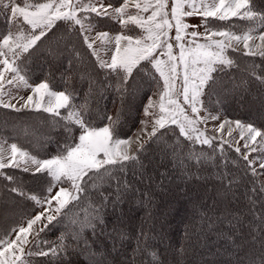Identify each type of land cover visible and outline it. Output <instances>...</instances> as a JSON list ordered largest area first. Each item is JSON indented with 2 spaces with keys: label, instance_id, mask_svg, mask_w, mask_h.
<instances>
[{
  "label": "snow or ice",
  "instance_id": "obj_1",
  "mask_svg": "<svg viewBox=\"0 0 264 264\" xmlns=\"http://www.w3.org/2000/svg\"><path fill=\"white\" fill-rule=\"evenodd\" d=\"M0 12L5 17L0 29V108L48 114L42 125L62 130L63 137V143L56 142L54 154L40 158L0 136V177L14 185L10 188L12 193L36 205L31 214H22L14 226L0 232V264H73V245L78 246L83 230L91 228L95 234L96 222H104L103 210L121 204L123 192L129 187L125 177L129 172L133 176L143 174L141 156L150 150L171 158L177 167L188 171L189 162L203 165L214 160L212 155L197 153L195 145L214 148V142L220 140L216 147L221 155L224 144H228L246 162L253 176L257 174V162L264 170V115L259 118V126L239 119L219 123L214 129L217 133L223 134L226 126L229 138L238 132L239 138H233L232 143L223 135H209L200 127L220 120L219 114L209 111L205 97H243L250 92L249 80L237 83L234 78H225L226 70L237 67L229 50L260 57L264 64V0H0ZM193 17L199 18L200 23L186 22V18ZM104 18L117 23L119 30L114 34L99 30ZM233 19L245 22L244 26L237 30L235 24L213 23ZM73 34L94 58L91 69L76 48ZM41 51L52 63L68 58L59 79L53 73L36 76L31 62ZM245 71L264 88V67L253 63ZM100 73L105 77L102 84L96 79ZM77 78L87 84L83 93L75 84ZM138 78L156 90L146 97L140 127L131 136L121 138L122 112L94 111L93 94L101 87L112 89L123 109L125 98L140 90ZM77 96L80 103L76 102ZM171 126L179 130L178 134L173 132L175 139L167 135ZM13 128L31 136L36 143L51 139L43 127L23 121ZM181 137L192 147H182ZM253 153L257 155L252 157ZM5 169L31 173L34 178L43 179L46 187L41 195L25 191L23 180ZM217 178L224 183L225 197L239 182L223 171L217 173ZM97 181L110 185L114 181L115 192H100L98 206L80 219L74 209L89 194V187H98ZM245 196L259 220V227H254L250 236L258 251L245 253L244 258L237 255L236 264H264V185L259 189L253 186ZM15 211V203L0 205V213ZM65 220L67 235L61 233L54 242L41 237L54 226L53 222L62 224ZM109 236L115 249L117 243L124 246L128 234L114 229ZM135 239L130 259L110 260L111 252H107L101 253L95 264H143L139 253L150 255L149 264H162L157 253L148 252L143 228Z\"/></svg>",
  "mask_w": 264,
  "mask_h": 264
},
{
  "label": "trees",
  "instance_id": "obj_2",
  "mask_svg": "<svg viewBox=\"0 0 264 264\" xmlns=\"http://www.w3.org/2000/svg\"><path fill=\"white\" fill-rule=\"evenodd\" d=\"M115 3L116 0H113ZM104 21V20H101ZM105 22V21H104ZM112 23V24H111ZM245 22L232 20L237 30L244 26ZM5 25L4 13L0 12V29ZM108 28H114L113 22L104 24ZM102 25H99V28ZM63 31V29H61ZM73 42L84 58L85 65L91 69L94 58L90 56L82 40L73 34ZM47 46V41H45ZM230 55L236 61L237 67L226 70L225 77L234 78L239 83L243 80L250 81V92L243 95H230L227 97L213 95L211 100L205 97V104L213 110H218L232 119H239L246 122H254L258 126L261 123L260 117L264 115V88L248 75L245 69L255 63L264 67L260 57H249L242 53L231 52ZM68 65V58L62 57L52 63L47 53L41 51L36 54L31 62V67L36 76L43 77L53 73L57 79ZM79 68L80 65L77 64ZM260 69H257L259 72ZM98 84L105 82L103 73L97 77ZM140 90L134 96H128L124 100L123 109L118 94L106 87L98 88L93 94L92 106L94 111L115 114L121 111V138L132 135L143 118V106L146 104V97L155 91L138 78ZM80 93L87 90V84L81 83L79 78L75 81ZM62 90V89H58ZM220 100V103H217ZM77 103L81 102L77 96ZM63 112V110H62ZM48 114H36L33 112L16 113L10 109L0 108V136L8 141L16 142L26 150L42 158H48L54 154L57 147L56 142L63 143L62 130L52 129L42 125L43 117ZM50 119V118H49ZM59 119V118H57ZM25 122L35 127H43L45 135L51 137L50 141L36 143L31 136H25L13 125ZM106 122V121H104ZM103 123V122H101ZM168 136L173 132L178 134V129L171 126ZM181 146L189 142L180 138ZM220 141L214 142V148L207 145H195L197 153L203 152L212 155L214 160L203 165H195L189 162L188 171L177 167L171 158L165 159L158 151H148L141 156L143 162V174L133 176L131 172L125 177L129 183L127 191L123 192L121 204L113 209L107 207L103 210V224L96 222V231L93 234L91 228H85L81 233L78 246L73 245V264H95L101 253L111 252L113 257L130 259L132 251L136 247L135 237L143 228L148 239V252L157 253V260L162 264H236L237 255L244 258L245 253L251 254L258 251V245L251 239L254 227H259V220L256 219L252 205L249 203L245 193L253 186L257 189L261 186L253 176L251 169L247 167L241 156L233 148L224 144V153L221 155L217 145ZM187 151V148L184 149ZM214 165H219L217 168ZM5 172L13 174L23 180L25 191H31L36 195L41 194L43 187H46L43 179L34 178L31 173H23L18 169H5ZM223 171L228 173L229 178L235 176L239 181L232 186V192L225 197L223 193L224 183L217 178V173ZM226 183V181H225ZM98 187H89V194L81 198L80 204L74 211L80 219L91 212L93 207L99 204V193L115 192V182L111 185L108 182L100 183ZM14 186L11 182L0 177V205L6 202L15 203L14 213H0V232L14 226L22 214H31L36 207L33 201L25 200L10 191ZM123 188V185H122ZM259 203L256 205V212L259 211ZM50 226L41 234V237L49 242L57 240L61 233L67 235V221L62 224ZM117 229L127 233V239L123 241V247L117 243L113 249V241L109 233ZM259 235V233H256ZM180 248L181 253L172 254L167 252L168 244ZM143 264H149L150 255L138 254ZM45 260L46 258H39ZM178 259V260H177Z\"/></svg>",
  "mask_w": 264,
  "mask_h": 264
},
{
  "label": "rangeland",
  "instance_id": "obj_3",
  "mask_svg": "<svg viewBox=\"0 0 264 264\" xmlns=\"http://www.w3.org/2000/svg\"><path fill=\"white\" fill-rule=\"evenodd\" d=\"M104 21H100V24L99 25H102V27H100L99 28V30H105V31H109V32H111V33H115L116 31H118L119 30V25L117 24V23H115V22H113V21H111V20H109V19H107V18H104L103 19ZM233 20H235V19H233ZM236 21V20H235ZM110 22H113V24H115V26H114V28H108V27H106L104 24L105 23H110ZM186 22L187 23H189V24H199L200 23V19L199 18H197V17H193V18H186ZM231 22L232 21H227V22H213L214 23V26H228V25H230L231 24ZM112 24V23H111ZM200 31H203V28H201V29H199ZM94 35V34H93ZM230 53H231V50H229V55H230ZM154 99L156 98V97H153ZM147 103V102H146ZM207 106V105H206ZM208 108H209V111H211L213 114H219L220 115V120L219 121H208V123L206 124V125H204V124H202V125H200V127L202 128V129H206V131H207V133L209 134V135H217V136H220V135H223L224 136V139H226V140H229V143H232L233 142V138H235V139H238L239 138V136H238V132H234L233 133V138H229L228 136H227V126H226V128H225V131H224V133L223 134H221V133H217V132H215V127L219 124V123H221V122H223L225 119H227V120H237V119H232V118H230V117H228L227 115H225V114H223L222 112H220V111H218V110H212L211 109V107L210 106H207ZM143 115V114H142ZM201 115H204V112H201ZM241 121H243V120H241ZM246 122V121H245ZM140 127V124L138 125V127L136 128V129H138ZM136 131V130H135ZM134 131V132H135ZM133 132V133H134ZM131 136V135H130ZM218 141H220V140H218ZM221 142V141H220ZM8 143L10 144V143H12V141H8ZM243 142L241 141V144H242ZM225 145H227L228 147H229V145L228 144H225ZM7 146V145H6ZM233 149H234V147H233ZM242 151H243V149H242ZM257 154L256 153H253L252 154V157H254V156H256ZM252 157H250V159L252 158ZM40 158H42V157H40ZM255 167H256V169H257V174L255 175V178L257 179V181H259V183H260V185L262 186V185H264V170H261L260 168H259V162H257L255 165H254ZM41 195V194H40ZM168 246H169V248L167 249V252H169V253H172V254H176V255H178L177 254V252L180 254L181 253V250H180V248L178 249L177 247H175V245H173V243L171 244L170 243V245L168 244ZM179 256V255H178ZM178 260V259H177Z\"/></svg>",
  "mask_w": 264,
  "mask_h": 264
}]
</instances>
